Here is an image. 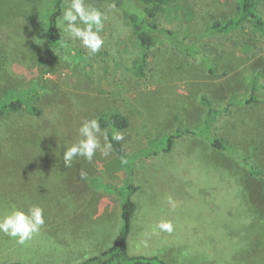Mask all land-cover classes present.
<instances>
[{
    "label": "rangeland",
    "instance_id": "374dc122",
    "mask_svg": "<svg viewBox=\"0 0 264 264\" xmlns=\"http://www.w3.org/2000/svg\"><path fill=\"white\" fill-rule=\"evenodd\" d=\"M88 2L108 13L105 45L97 54L69 40L60 19V42H50L46 27L53 0H0V104L23 103L0 122V163L41 164L44 174L59 177L54 184L46 179L49 197L67 192L66 176L91 191L140 185L132 254L173 264H264V180L200 134L178 139L170 153L141 158L134 175L114 152L97 153L91 163L80 158L72 167L63 162L83 121L104 113L129 119L123 133L130 156L176 131L200 133L207 127L206 98L222 112L210 133L264 173V29L246 22L229 33L212 31L214 23L236 17L239 0H174L153 22L186 38L192 52L158 35L143 65L124 12L141 10L125 0L118 11L109 10L107 0ZM256 2L264 19V0ZM107 192L118 209L119 198ZM5 202L0 196V215ZM161 219L173 220L174 233L152 236L144 248L145 234ZM116 220L112 228L120 233ZM12 246L0 240V263L78 264L98 255L67 245L56 253L10 252Z\"/></svg>",
    "mask_w": 264,
    "mask_h": 264
},
{
    "label": "trees",
    "instance_id": "16d2710c",
    "mask_svg": "<svg viewBox=\"0 0 264 264\" xmlns=\"http://www.w3.org/2000/svg\"><path fill=\"white\" fill-rule=\"evenodd\" d=\"M64 0H53V5L48 14L46 33L50 42L53 45H58L60 42L59 32V19L63 9ZM111 4L115 3L116 8L122 9L124 7V0H107ZM131 2L141 10V14L132 12L129 8L125 12V17L128 19L135 38L139 44L142 52L143 65L147 62L149 52L156 46L158 35L165 36L172 43H176L183 50L190 51L187 44H185L184 37H181L168 29H162L158 25L154 24L153 20L159 15L164 5L174 0H125ZM124 9V8H123ZM246 22L251 23L255 29H264V19L257 11L256 0H239L238 13L236 17H232L223 22H216L212 25V31L216 33H229L235 29L241 28ZM192 52V51H190ZM254 97L244 101L245 104L252 102ZM206 103L207 112V127H205L200 133H191L190 131H176L170 135L165 136L160 140L159 144H153L151 148L143 151L137 156H130L127 153V149L124 144V140L120 143L113 141L114 153L120 159H126L125 164L128 171L134 175L135 168L139 164L141 158H147L150 156H157L160 153H170L174 148L176 141L188 134L201 135L211 145L213 149L218 152L231 155L240 161L244 166L248 168L252 176L262 178L264 180V173L250 166L245 160L239 158L226 146V144L217 136L210 133V129L215 122V118L219 113L214 107H212L210 101L206 98L203 99ZM23 103L20 99L11 101L9 103L0 104V122L6 113L18 112L22 109ZM32 114H36V109L31 110ZM99 120L102 128L109 129V137L114 131L125 132L129 126V119L119 113H104L99 116ZM158 145V146H156ZM155 147V148H154ZM141 190L140 185L136 183H130L122 188H110L106 187L105 191L113 192L117 195L121 202V231L116 238L114 244L106 251L88 258L87 260L78 264H173L164 261L158 256H145L132 254L129 248V242L132 234V223L137 212V203L135 201V194ZM0 264H27L24 262H11Z\"/></svg>",
    "mask_w": 264,
    "mask_h": 264
},
{
    "label": "crops",
    "instance_id": "0c3cea01",
    "mask_svg": "<svg viewBox=\"0 0 264 264\" xmlns=\"http://www.w3.org/2000/svg\"><path fill=\"white\" fill-rule=\"evenodd\" d=\"M44 173L47 171L41 164L0 163L3 192L0 196L6 201L1 215L10 212L13 206L26 210L32 205H40L45 209L46 220L40 234L23 246L3 234H0V240L12 241L10 252L17 253L62 252L67 249L64 245L69 246L68 249L95 251L96 254L108 250L119 235V232L114 233L112 220L117 218V224L121 223L120 199L118 209L112 208L107 191L83 189L73 184L72 176L64 178L68 188L66 193L49 197L45 181L47 179L48 183L54 184V179L59 177H50Z\"/></svg>",
    "mask_w": 264,
    "mask_h": 264
},
{
    "label": "clouds",
    "instance_id": "9594fccd",
    "mask_svg": "<svg viewBox=\"0 0 264 264\" xmlns=\"http://www.w3.org/2000/svg\"><path fill=\"white\" fill-rule=\"evenodd\" d=\"M64 8L60 16V28L67 38L91 52L97 54L105 45V37L102 35L108 13L93 6L88 0H64ZM109 10L118 11L116 4L112 3ZM78 139L66 147L63 151V162L65 167H72L74 161L83 158L91 163L99 153L102 157H108L113 151V141L120 143L125 139L122 131H114L109 137V129L102 128L99 118L83 121L77 130ZM126 164V159H121ZM81 178L87 176L81 171ZM168 203L173 209L176 202L169 196ZM45 209L40 205H32L26 210L13 208L7 214L0 215V234L15 240L17 245H25L39 235L45 226ZM172 219H161L155 225L150 234H145L142 244L144 248L149 247L152 236L161 233L171 235L175 231Z\"/></svg>",
    "mask_w": 264,
    "mask_h": 264
}]
</instances>
